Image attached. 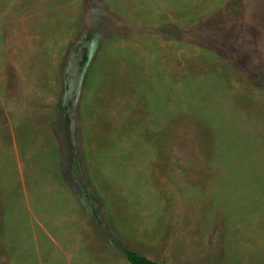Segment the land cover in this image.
Here are the masks:
<instances>
[{
    "label": "rangeland",
    "instance_id": "obj_1",
    "mask_svg": "<svg viewBox=\"0 0 264 264\" xmlns=\"http://www.w3.org/2000/svg\"><path fill=\"white\" fill-rule=\"evenodd\" d=\"M264 264V0H0V264Z\"/></svg>",
    "mask_w": 264,
    "mask_h": 264
},
{
    "label": "trees",
    "instance_id": "obj_2",
    "mask_svg": "<svg viewBox=\"0 0 264 264\" xmlns=\"http://www.w3.org/2000/svg\"><path fill=\"white\" fill-rule=\"evenodd\" d=\"M124 254L129 264H157L154 261H151L145 257H142L136 253L124 251Z\"/></svg>",
    "mask_w": 264,
    "mask_h": 264
}]
</instances>
